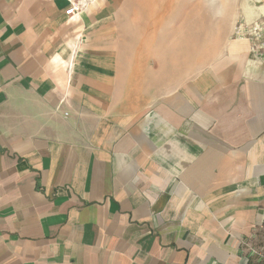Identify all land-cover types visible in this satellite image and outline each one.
Segmentation results:
<instances>
[{"label":"crops","instance_id":"crops-1","mask_svg":"<svg viewBox=\"0 0 264 264\" xmlns=\"http://www.w3.org/2000/svg\"><path fill=\"white\" fill-rule=\"evenodd\" d=\"M123 1L0 0V264H264V67L149 76Z\"/></svg>","mask_w":264,"mask_h":264},{"label":"rangeland","instance_id":"rangeland-1","mask_svg":"<svg viewBox=\"0 0 264 264\" xmlns=\"http://www.w3.org/2000/svg\"><path fill=\"white\" fill-rule=\"evenodd\" d=\"M253 3V0H128L120 8L128 19V43L145 52L147 74L152 76L151 70L158 63L168 67L176 62L183 79L189 67L207 64L213 69L224 59L227 48L236 40L233 32L238 20L243 17L252 20L259 15L248 18ZM249 62H254L250 54ZM172 88L145 86L146 93L149 91L154 98Z\"/></svg>","mask_w":264,"mask_h":264},{"label":"built area","instance_id":"built-area-1","mask_svg":"<svg viewBox=\"0 0 264 264\" xmlns=\"http://www.w3.org/2000/svg\"><path fill=\"white\" fill-rule=\"evenodd\" d=\"M73 12L74 8L71 7L66 11V14L70 15ZM233 38L246 41L253 61L264 67V14L252 20L245 17L240 18L235 25ZM253 252L258 253L257 250Z\"/></svg>","mask_w":264,"mask_h":264}]
</instances>
